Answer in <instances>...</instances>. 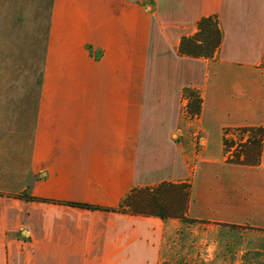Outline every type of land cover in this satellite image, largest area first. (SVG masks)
<instances>
[{"label": "crops", "instance_id": "0c3cea01", "mask_svg": "<svg viewBox=\"0 0 264 264\" xmlns=\"http://www.w3.org/2000/svg\"><path fill=\"white\" fill-rule=\"evenodd\" d=\"M210 15L215 55H182ZM51 22L33 123L0 130V264H162L181 220L117 210L162 182L190 183L213 254L225 233L264 250V139L258 164L223 143L225 128L264 129V0H54Z\"/></svg>", "mask_w": 264, "mask_h": 264}, {"label": "rangeland", "instance_id": "374dc122", "mask_svg": "<svg viewBox=\"0 0 264 264\" xmlns=\"http://www.w3.org/2000/svg\"><path fill=\"white\" fill-rule=\"evenodd\" d=\"M53 4L54 0H0V130L13 123H33L44 82ZM181 222L166 233L162 264H264V250L239 252L235 233L221 234V251L213 254L211 227Z\"/></svg>", "mask_w": 264, "mask_h": 264}, {"label": "trees", "instance_id": "16d2710c", "mask_svg": "<svg viewBox=\"0 0 264 264\" xmlns=\"http://www.w3.org/2000/svg\"><path fill=\"white\" fill-rule=\"evenodd\" d=\"M222 30L215 15L204 16L198 21L193 35L183 36L179 47L182 55L212 58L222 43ZM187 112L190 117L202 112L203 98L198 89L187 87ZM264 129L261 126L225 128L223 143L227 160L234 163L258 164L263 149ZM23 196L36 199L28 194ZM190 200V183L162 182L156 186L136 187L121 202L117 210L133 214L154 215L164 220L178 218L182 221L198 222L187 216ZM93 209L101 208L88 205Z\"/></svg>", "mask_w": 264, "mask_h": 264}]
</instances>
